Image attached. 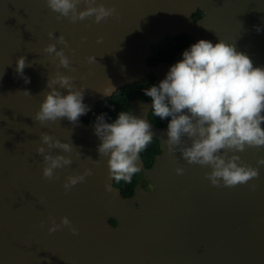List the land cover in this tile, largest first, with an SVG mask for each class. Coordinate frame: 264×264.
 Segmentation results:
<instances>
[{
  "label": "water",
  "instance_id": "water-1",
  "mask_svg": "<svg viewBox=\"0 0 264 264\" xmlns=\"http://www.w3.org/2000/svg\"><path fill=\"white\" fill-rule=\"evenodd\" d=\"M97 3L115 7L118 17L98 24L94 17L70 23L66 18L58 21L45 0H0V264H264V165H257L264 147L236 153L258 167L257 178L235 187H214L205 178L210 169L187 164L179 153L168 154L162 143L167 125L156 126L148 119L151 100H129L128 111L148 120L161 151L151 167L144 166L141 156L137 161L154 187L145 190L138 182L132 195L124 196L109 176L107 157L97 150L101 141L84 115L76 124L62 118L41 126L32 119L48 91V78L57 71L58 60L43 51L56 43L49 32L68 42L66 48L57 44V50L64 48L75 71H59L84 89L83 103L90 111L97 101L150 73L158 84L201 39L232 43L254 67H264V0ZM78 8L83 10L84 3ZM197 10L202 15L195 19ZM183 32L191 36L190 45L169 62L148 63L154 45ZM20 56L31 63L24 69L29 83L15 71ZM88 56L96 63L88 64ZM41 133L76 147L72 153L51 150L73 159L55 170L59 178L53 181L42 176L43 157L36 153ZM98 159L99 164L92 162ZM177 167L184 168L183 175L176 174ZM85 169L93 174L66 194V178ZM65 216L79 234L66 226L49 233L50 217L59 225Z\"/></svg>",
  "mask_w": 264,
  "mask_h": 264
},
{
  "label": "clouds",
  "instance_id": "clouds-1",
  "mask_svg": "<svg viewBox=\"0 0 264 264\" xmlns=\"http://www.w3.org/2000/svg\"><path fill=\"white\" fill-rule=\"evenodd\" d=\"M45 2L57 13L58 21L66 18L70 23H77L94 17L93 22L98 24L109 17H118L115 7H105L97 0ZM82 2L85 8L79 10ZM48 37L56 43L48 44L43 51L54 61L58 60L57 71L48 78V91L44 92V99L32 119L41 126L62 118L76 124L88 111L83 103L84 89L75 86L73 76L59 71L60 68L75 71L64 48L57 50V44L68 47L64 36L56 37L49 32ZM102 39L98 38L97 43ZM182 55L163 80L144 88V96L151 100L152 114L162 121L167 120V138L162 143L167 145L168 154L179 153L187 164L210 169L205 172V178L214 187H235L257 178L258 167L244 163L236 153L264 147V67H254L246 54L222 39L216 44L201 39ZM26 59L25 56L17 59L15 71L29 83L24 69L31 63H26ZM86 59L88 64L96 63L94 56ZM59 89L66 90L67 94ZM24 94L30 95L28 91ZM106 117L107 114L102 113L93 121L95 134L101 141L98 153L100 157H107L112 179L130 184L134 174L140 171L137 166L140 153L153 140L152 126L148 120L129 111H119L112 122ZM40 140L36 153L43 157L42 176L48 181L56 180L59 174L55 170L71 165L73 159L71 155H52L51 150L72 153L76 147L47 133H41ZM80 154L76 152L77 156ZM92 162L99 164L100 160ZM257 165H264V158L258 159ZM184 171L183 167L175 169L177 175H183ZM92 174L91 169H85L82 174L68 176L63 184L65 193ZM105 190L112 191V185L105 184ZM50 220L53 226L48 229L49 233L66 226L73 235L79 234L66 216L61 217L59 225L54 218Z\"/></svg>",
  "mask_w": 264,
  "mask_h": 264
},
{
  "label": "trees",
  "instance_id": "trees-1",
  "mask_svg": "<svg viewBox=\"0 0 264 264\" xmlns=\"http://www.w3.org/2000/svg\"><path fill=\"white\" fill-rule=\"evenodd\" d=\"M202 15L201 10L194 12L193 17L197 19ZM192 38L189 34L183 32L176 35L165 36L160 43L153 46V53L148 57L147 61L151 65H155L158 62H169L173 59L175 54L191 44ZM156 84L155 76L150 73L143 79L126 84L118 88L109 97L97 101L95 107L86 112L83 116L85 122H91L102 113L107 114V121L112 122L116 119L119 111H128L129 100L142 98L150 99L144 96V88L150 85ZM149 121L156 126L167 125V120H160L152 114V109L148 112ZM160 151V142L157 138L153 137L151 143L140 153L141 158L146 166H150L156 153ZM138 178L136 174L133 176L132 183L128 184L123 181L116 182L115 185L121 189L123 195H131L133 187Z\"/></svg>",
  "mask_w": 264,
  "mask_h": 264
},
{
  "label": "flooded vegetation",
  "instance_id": "flooded-vegetation-1",
  "mask_svg": "<svg viewBox=\"0 0 264 264\" xmlns=\"http://www.w3.org/2000/svg\"><path fill=\"white\" fill-rule=\"evenodd\" d=\"M160 142V141H159ZM161 151V150H160ZM159 151V152H160ZM158 152V153H159ZM158 153H156V154H158ZM155 154V155H156ZM141 156V155H140ZM154 158H155V156H154ZM143 160V159H142ZM153 161H154V159H153ZM153 161H152V163H153ZM152 163H151V165L150 166H146L145 164H144V162H143V164H144V166L145 167H151L152 166ZM136 176H137V178H138V180H137V182L136 183H138V182H140L141 183V186L145 189V190H150V189H152L153 187H154V183L153 182H151V181H149L147 178H146V176H145V174H144V172L142 171V170H140L138 173H136ZM136 183H135V185H136ZM114 184H115V180H114ZM134 185V186H135ZM134 188V187H133ZM133 193V192H132ZM132 195V194H131ZM125 196V195H124ZM128 196V195H127ZM109 222L111 223V224H113V225H116L117 224V221L114 219V218H110L109 219Z\"/></svg>",
  "mask_w": 264,
  "mask_h": 264
}]
</instances>
